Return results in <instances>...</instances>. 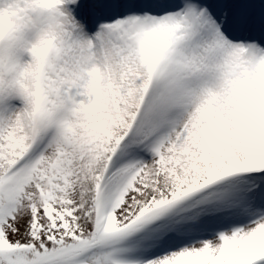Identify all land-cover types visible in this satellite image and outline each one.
Instances as JSON below:
<instances>
[{
	"label": "snow or ice",
	"instance_id": "1",
	"mask_svg": "<svg viewBox=\"0 0 264 264\" xmlns=\"http://www.w3.org/2000/svg\"><path fill=\"white\" fill-rule=\"evenodd\" d=\"M0 264H264V0H0Z\"/></svg>",
	"mask_w": 264,
	"mask_h": 264
}]
</instances>
